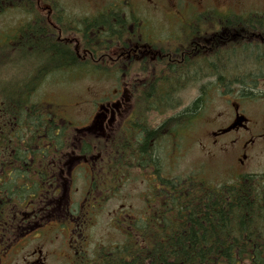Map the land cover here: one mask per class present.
Masks as SVG:
<instances>
[{"label":"flooded vegetation","instance_id":"flooded-vegetation-1","mask_svg":"<svg viewBox=\"0 0 264 264\" xmlns=\"http://www.w3.org/2000/svg\"><path fill=\"white\" fill-rule=\"evenodd\" d=\"M246 1L249 0H114L102 2L97 12L90 14L73 11L63 0H0L1 94L4 95V91L12 86H24L25 80L30 79L35 70L48 68L38 58L43 38H55L57 44L69 45L67 51H74L82 62L92 60L101 69L116 71L117 88L97 102L89 126L84 130L106 141L113 137L119 155L113 160L105 158L102 152L82 156L73 150L71 142L60 157L57 154L48 157L49 148L45 143L37 148L39 154L36 157L27 159L23 157L26 145L23 139L18 142L22 156L12 157L7 150L0 161L5 163L8 174L10 166L17 163L18 171L22 172L18 183L21 189L17 193L19 197L26 193L29 196L24 200L0 201V264H9L8 257L13 252L20 253L17 250L23 249L25 244H43L46 240L43 233L50 223L54 226L51 232L57 234V238L61 234L64 242L70 243L69 248L75 253L82 252V245L87 240L86 226L95 212L101 211L105 205L106 192L109 194L113 187L117 188L114 194L121 192L122 178L128 179L122 175L124 152L132 158L124 163L125 171L128 169L130 174L136 172L147 184L139 196L146 212L136 214L130 206L121 204L110 221L112 226L118 229L123 224L134 223L143 227L140 224L143 221L152 226L153 214L168 211L166 203L170 192L164 188V181L175 178L171 177L176 174L170 172V157L174 161L176 151L169 155V148H165L162 138L169 136L171 127L174 134L185 131L184 110L174 112L173 116L153 110L143 113L141 98L144 95L149 103L161 97L152 90L144 94L140 86L200 84L201 63L209 59L218 47L232 43L234 33H238L234 31L233 14L243 12L242 6ZM116 11H122L127 18H134L126 32L129 37L123 40L102 39L103 45L98 46L102 53L95 57L90 49V40L86 38L119 34L121 31H108L110 29L105 24L99 30H90L91 19L112 21L117 17ZM4 71L22 72L24 78L4 75ZM215 78L219 83L228 82L222 76ZM255 82L264 85V78L258 77ZM1 85L7 88L3 89ZM16 97L19 99L20 95ZM229 100L233 110L225 120L226 126L212 131L213 144L222 152L237 153L241 163L239 174L257 170L261 167L259 155L264 152V123L257 121L253 126V120L243 111V105ZM198 113L199 107L194 117ZM243 117L247 119L246 123L222 134V130L235 125ZM169 120V127L163 129ZM122 130L132 131L133 142L130 139V145L122 136L118 137ZM154 131L157 134L147 139L149 132ZM231 133L235 134L228 137ZM175 139H179V135ZM26 160L39 166L43 179L34 176L31 168L28 171L32 172L29 175L33 182L25 179ZM108 163H114L113 174L107 167ZM43 164L48 167L44 168ZM80 175L90 183L96 177H103L99 180L101 189L98 193L89 190L82 193V198H73L78 191L73 184ZM109 180H113V184ZM34 185L38 186L37 190H33ZM23 261L24 264H46L45 253L41 248L35 249Z\"/></svg>","mask_w":264,"mask_h":264},{"label":"trees","instance_id":"trees-1","mask_svg":"<svg viewBox=\"0 0 264 264\" xmlns=\"http://www.w3.org/2000/svg\"><path fill=\"white\" fill-rule=\"evenodd\" d=\"M115 13L117 17L112 21L91 19L90 30H99L105 24L110 29L108 31H121L119 34L86 38L90 40V49L95 57L102 53L98 49L103 45L102 39L123 40L129 37L126 32L134 18H127L122 11ZM232 22L236 31L246 32V37L218 47L208 60L209 65L203 64L201 72L233 78V82H202L199 86L201 97L182 112L186 127L189 119L194 118L192 113L200 105L203 109L214 91L238 93L251 100L264 97V88L255 82L256 78L264 77V40L247 34L253 31L264 33V15L235 16ZM69 48L67 44H57L55 38H43L38 58L48 68L35 70L30 79L25 80L24 86H12L4 91V95L0 89L1 158L5 157L7 150L12 157L22 156L18 145L22 139L27 143L24 158L36 157L39 154L37 148L45 143L49 148L48 157L51 154L59 156L71 143L73 137L69 131L72 126L57 113L59 106L38 103L34 100L35 93L50 75L89 76L93 73L110 74L114 70L101 69L92 60L82 62L74 51H67ZM202 79L204 81V76ZM194 87L185 83L150 87L149 90L161 98L153 101L155 105L148 112H171L176 107L173 92L178 88ZM17 95H20L19 99ZM170 120L163 129L169 127ZM155 134V131L149 132L147 139ZM82 142L81 152L92 153L93 141L84 139ZM4 164L0 161V201L28 198L27 193L24 197L17 193L21 189L18 183L22 173L18 171L17 163L10 166L9 174ZM34 165L27 160L25 162L23 171L27 181L33 182L29 175L32 172L28 171L30 168L34 169V176L43 179V172ZM43 167L48 166L43 164ZM37 188L34 185L33 190ZM164 188L170 192L166 203L168 211L153 214L152 226H147L145 221L140 223L143 227L134 223L123 224V243L98 247L92 254H77L73 264H264V173L243 174L222 183L197 173L188 174L165 180Z\"/></svg>","mask_w":264,"mask_h":264},{"label":"rangeland","instance_id":"rangeland-1","mask_svg":"<svg viewBox=\"0 0 264 264\" xmlns=\"http://www.w3.org/2000/svg\"><path fill=\"white\" fill-rule=\"evenodd\" d=\"M64 3L73 11L77 13H95L100 4L106 1L114 0H63ZM245 4H250L251 9L259 8L264 12V0H250ZM243 7V6H242ZM156 14V13H154ZM160 14V13H159ZM27 74V71H25ZM4 75L14 76L15 78H24L23 73L18 71L12 73V71H4ZM2 77V76H1ZM52 79L57 80L56 76L47 78L43 86L38 89L35 99L44 104L58 103L61 105L58 107L57 113L60 112L64 117L73 120L81 127L89 125L91 116L94 114V109L97 101L108 96L114 91L117 85L116 80H97L93 77L78 78L76 82L64 83L54 85ZM3 88H7L6 85H1ZM194 97L195 93L190 92ZM189 97V94L186 95ZM62 109V110H61ZM243 110L253 120V126H256V122L264 123V102L258 103H244ZM229 106L222 95L219 93H213L212 99L209 105L205 106V115L202 120L189 132L185 133L180 139L175 140L174 144L168 150V154L172 156V152L176 151L174 161L170 157V172L177 174L182 171L186 172L192 169H198L207 179L214 182L221 183L223 181H231L239 174L240 160L237 153L222 152L212 143L210 130L214 129L219 119L227 120L229 117ZM224 126V125H221ZM132 131L127 130L118 133V137L122 136L123 140L127 142L133 137ZM108 150L109 158L113 160L115 158V143L105 147ZM261 149V147H258ZM176 163V165L174 164ZM259 167L255 172L264 171V152L259 155ZM175 166V171H173ZM254 172L249 170L245 173ZM81 180H77L73 187L77 188L73 198H82V193L85 192L86 186L83 175H80ZM128 179L122 178L121 189L119 193L114 194L113 187L108 194L105 205L101 211L95 212L92 220L86 226L87 240L82 245V249L85 251H93V249L99 246H111L115 244H121L124 242L125 237L123 233L119 232L110 223L111 219L115 215V210L121 207V204L130 206L136 214H142L146 212L144 203L140 199V193L147 188V184L144 179L133 172L128 175ZM103 177H101L102 180ZM114 186V185H113ZM117 199L116 201H111ZM124 209V208H123ZM54 228L50 223L46 226L43 233V237L46 239L43 244L38 242L25 244L20 253L13 252L8 257L9 264H24V257H27L29 253L41 248L45 253L46 264H72V259L75 254L74 249H70L65 243L61 234H53L51 229ZM68 244H70L68 242ZM2 254V253H1ZM0 254V255H1ZM5 260V255H3ZM7 263V262H6Z\"/></svg>","mask_w":264,"mask_h":264}]
</instances>
